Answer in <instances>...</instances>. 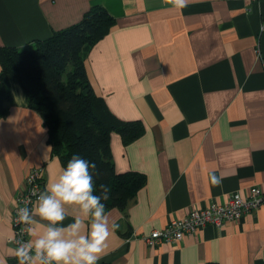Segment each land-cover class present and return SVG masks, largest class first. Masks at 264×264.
<instances>
[{
  "label": "crops",
  "instance_id": "0c3cea01",
  "mask_svg": "<svg viewBox=\"0 0 264 264\" xmlns=\"http://www.w3.org/2000/svg\"><path fill=\"white\" fill-rule=\"evenodd\" d=\"M96 5L115 24L88 51L86 75L116 118L143 128L129 144L111 132L114 170L145 176L125 209L108 210L119 229L98 264H264V206L181 241H144L194 208L264 189V0H189L183 10L164 0H0V46H31ZM9 85L13 103L0 118V259L17 264L14 198L30 169L45 188L63 166L19 82ZM211 172L223 177L219 187ZM66 212L65 225L81 215L75 205ZM44 223L33 226L37 236Z\"/></svg>",
  "mask_w": 264,
  "mask_h": 264
},
{
  "label": "trees",
  "instance_id": "16d2710c",
  "mask_svg": "<svg viewBox=\"0 0 264 264\" xmlns=\"http://www.w3.org/2000/svg\"><path fill=\"white\" fill-rule=\"evenodd\" d=\"M115 19L100 6H92L79 22L55 31L27 47L0 46V118L13 103L9 78L16 79L27 106L41 117L52 153L63 167L73 154L95 162L93 176L109 188L106 210H123L145 182L135 171L117 173L110 151V134L116 131L124 144L142 134L138 121H122L95 95L84 60L90 48L114 26Z\"/></svg>",
  "mask_w": 264,
  "mask_h": 264
},
{
  "label": "clouds",
  "instance_id": "9594fccd",
  "mask_svg": "<svg viewBox=\"0 0 264 264\" xmlns=\"http://www.w3.org/2000/svg\"><path fill=\"white\" fill-rule=\"evenodd\" d=\"M164 2L178 10L189 4V0ZM259 30L264 33V23ZM95 169V162L73 154L58 179L46 184L34 203L29 199L25 206H17V223L25 226L19 238L14 236L11 241L16 245L10 251L17 264H98L107 239L119 229V224L110 220L103 202L110 198L108 186L100 184L96 194ZM209 175L211 185L219 187L223 177L215 172ZM73 205L78 206L81 215L73 216L72 222L65 225L66 206ZM34 217H39V221ZM39 222H45V231L37 236L33 226ZM25 235L29 239L25 240ZM0 264L7 261L0 259Z\"/></svg>",
  "mask_w": 264,
  "mask_h": 264
},
{
  "label": "built area",
  "instance_id": "2783aa9c",
  "mask_svg": "<svg viewBox=\"0 0 264 264\" xmlns=\"http://www.w3.org/2000/svg\"><path fill=\"white\" fill-rule=\"evenodd\" d=\"M43 190L44 187L40 170L37 168L30 169L26 175L23 189L14 198L12 208L13 234L9 239L10 242L14 236L19 238L21 230L25 227L17 223V206H25V203L29 199L34 203L38 194ZM260 206H264V189L259 186H253L249 189L245 198L239 195H233L223 204L211 201L205 207L200 209L194 208L185 217L169 221L163 229L151 231L148 236L144 237V241L148 245L158 244L164 241H181L184 235H190L201 227L206 225L220 227L227 221L240 219L244 214ZM28 207L31 208L32 204L29 203ZM24 239L27 240L29 238L25 235ZM13 246L15 247L16 245L13 244Z\"/></svg>",
  "mask_w": 264,
  "mask_h": 264
}]
</instances>
